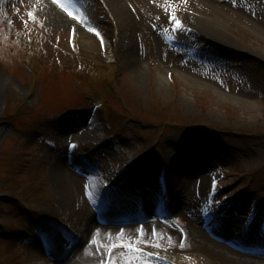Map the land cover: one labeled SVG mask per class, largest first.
<instances>
[{
  "label": "rangeland",
  "instance_id": "374dc122",
  "mask_svg": "<svg viewBox=\"0 0 264 264\" xmlns=\"http://www.w3.org/2000/svg\"><path fill=\"white\" fill-rule=\"evenodd\" d=\"M72 1L81 23L72 17L71 24L59 30L32 0H0V117L7 116L0 119V180L4 182L0 183V226L4 224L7 233L15 234L17 218L30 231L27 241L20 242L18 238L3 241L0 230V260L15 246L26 251L18 264H86L88 253L97 257L89 264H155L154 256L177 264H224L206 247L188 240L189 221L205 232L198 213L208 200L210 175L217 180L210 188L225 197H230V191L235 194L253 176L252 185L239 200L243 217L237 222H230V217L220 219L219 229L226 239L240 236L248 246L263 245L257 227L241 232L247 202L261 199L264 189V101L257 87H249L241 75H248L258 62L264 63V0H121L127 27L111 0ZM94 25L102 38L90 30ZM78 26L81 33L74 28ZM29 40L35 43L33 49ZM174 40L178 47L173 46ZM189 44L207 46L205 57L191 59L185 49ZM103 46L114 53L131 116L164 128L157 125L161 131L157 143L160 158L167 160V172L171 161L189 158L204 174L181 190L171 188L168 179L169 220L161 221L153 213L158 200L159 158L139 156L142 148L137 139L104 138L99 127L87 122L89 109L81 93L93 85L87 71L92 65L82 58L100 59ZM216 47L232 50V54ZM127 49L135 52L128 55ZM28 55L36 57L34 70L25 65ZM129 57L136 67L133 73L127 66ZM263 75L261 70L260 77ZM33 78L39 80L35 89L30 87ZM243 103L252 108L244 109ZM105 106L111 125L118 127L124 112L114 101ZM16 111L19 116L11 118ZM63 126L69 131L60 137ZM35 130L41 132L39 137ZM84 131L96 135L83 138ZM208 131H240L241 136L208 142ZM149 135L153 142L155 133ZM128 137H133L131 132ZM221 150L232 153L241 166L235 168L228 162L232 156L227 160L219 156ZM57 159L80 178L69 206L59 205L50 177ZM20 160L26 161L25 167L19 165ZM143 161L153 166L152 175L140 171ZM132 162L128 193L107 201L99 186L120 180L125 176L123 167ZM87 178L95 180L96 186L92 188ZM204 180L205 189H201L199 182ZM7 190L31 194L26 204L48 237L49 250L41 253L42 259L35 248L42 243L38 232L32 231ZM96 204L102 221L97 218ZM173 223L182 226L186 237Z\"/></svg>",
  "mask_w": 264,
  "mask_h": 264
},
{
  "label": "bare ground",
  "instance_id": "6f19581e",
  "mask_svg": "<svg viewBox=\"0 0 264 264\" xmlns=\"http://www.w3.org/2000/svg\"><path fill=\"white\" fill-rule=\"evenodd\" d=\"M34 3L37 4L38 11L40 13L45 14L48 17L49 22L59 30H63L66 26L71 24V19L68 18V16H65L64 13L61 11V8L59 4H55L52 0H32ZM114 5V11L118 13V15L123 16L124 20L122 24H124L125 27H127V19L125 15H127L126 10L123 8V4L121 0H111ZM61 2V0H60ZM65 4L70 7L66 2ZM73 25V24H72ZM76 26V25H75ZM78 31V33H81V28L74 27ZM130 40V39H129ZM131 41V40H130ZM86 43V42H85ZM85 47H88L87 44H85ZM128 55H132L135 51L131 49H127ZM128 69L132 70V73L134 70H136V67L131 61V58H128L127 62ZM242 107L244 109L252 108V105L250 103H243ZM67 131H69L68 126H63V128H60L58 135L61 137L63 136ZM96 133L94 132H87L84 131L81 136L83 138H89L92 136H95ZM163 145L166 146L167 149V141L163 142ZM245 157H249L248 154L245 155ZM141 169L140 171L144 175H152L153 174V166L151 164H148V162L143 161L141 163ZM201 167L197 166L192 159H185L180 160L179 158L171 161V164L169 166L167 177L169 179V186L175 190H181L183 189L184 185L188 182L191 183L192 179L194 177L203 178L204 174L200 172ZM50 177L52 179V182L54 183V189L55 193L59 197V205H65L69 206L71 205V201L73 197H75L76 190L79 188L80 178L73 175L69 170L67 169V165L65 163H62L59 159H57L52 164V168L50 170ZM202 189H205V180L204 182L201 181ZM65 189V190H64ZM75 191V193H74ZM61 205V206H62ZM241 217L234 218L231 217L229 219L230 222H237L240 220ZM112 220V219H110ZM114 224H118L117 221H114ZM188 226V240L192 244H199L203 247H206L209 251H211L213 254L218 256L224 264H264V255H250V254H242L239 252H235L231 250L230 248L226 247L225 245H222L220 243H217L213 240H211L207 235L201 231L197 227L195 223H192L191 221L187 222ZM36 251L39 255V258H41V253L43 252V249L40 246H36ZM42 259V258H41ZM95 259L97 257L93 254L88 253L85 263H94Z\"/></svg>",
  "mask_w": 264,
  "mask_h": 264
},
{
  "label": "snow or ice",
  "instance_id": "6c2138e0",
  "mask_svg": "<svg viewBox=\"0 0 264 264\" xmlns=\"http://www.w3.org/2000/svg\"><path fill=\"white\" fill-rule=\"evenodd\" d=\"M54 3L59 4L60 0H53ZM170 19H172L177 25H180V21L176 20V18L174 16L170 17ZM75 31V30H73ZM97 35H99V33H97Z\"/></svg>",
  "mask_w": 264,
  "mask_h": 264
}]
</instances>
